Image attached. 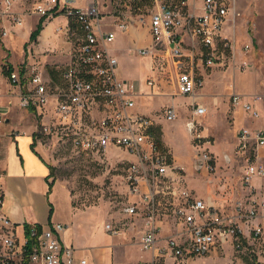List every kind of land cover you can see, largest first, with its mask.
Returning a JSON list of instances; mask_svg holds the SVG:
<instances>
[{
    "label": "built area",
    "instance_id": "built-area-1",
    "mask_svg": "<svg viewBox=\"0 0 264 264\" xmlns=\"http://www.w3.org/2000/svg\"><path fill=\"white\" fill-rule=\"evenodd\" d=\"M16 1L5 0L8 7ZM153 3L148 17H142L140 24L135 23L149 28L153 45L138 49V53L155 60L171 58L178 78V93L193 95L204 85V80L197 75L200 64L213 67L220 62L214 45L230 13L232 17L236 15L234 4L232 0H203V14L195 15L187 10L186 0H153ZM117 6H122V0H117ZM48 9L41 8L39 13L47 15ZM64 13L71 21L73 33L79 36V45L74 60L62 72V84L52 85L38 68H33L26 78L22 69L12 70L9 75L10 84L20 90L22 108L55 104L54 122L41 125L39 139L66 135L83 153L107 152L110 147L118 146L136 158L128 168L126 186L130 194L140 198L145 222L140 245L142 250L151 252V264L166 256H205L220 251L228 243L241 251L247 235L261 238L263 224L252 225V222L264 212V197L253 190L252 180L264 178V166L259 162L260 151H264V125L254 133L242 128L238 134L237 152L247 161L242 181L249 192L244 199L235 200L230 206L218 205L186 188L173 189L170 199H160L158 186L175 167L170 166L165 154L159 153L151 118L132 112L136 105L134 86L119 77V61L106 47L114 41L117 31L126 32L133 22L123 18L115 23L116 31H105L101 29L97 7L69 8ZM14 21L22 23L20 17L14 16ZM228 46L232 44L229 42ZM148 84L156 87L155 76ZM231 97L233 104L240 105L251 118L261 117L259 106L264 110V95L245 98L233 94ZM98 101L103 103L102 117L93 131L86 132L87 112ZM193 111L194 115L204 116L207 109L195 105ZM177 117V109L168 106L166 119L173 122ZM188 129L196 135L198 145L212 143L199 134L196 120L189 121ZM196 161L208 171L215 169V157L208 150L198 151ZM2 204L0 187V264H74V248L65 246L59 237L64 230L62 224L47 228L31 225L28 232L26 226H19L3 213ZM166 207L168 212L159 221L161 208ZM163 222H170L166 236L162 235ZM106 230L112 236L123 235V230L113 223L106 224Z\"/></svg>",
    "mask_w": 264,
    "mask_h": 264
},
{
    "label": "crops",
    "instance_id": "crops-1",
    "mask_svg": "<svg viewBox=\"0 0 264 264\" xmlns=\"http://www.w3.org/2000/svg\"><path fill=\"white\" fill-rule=\"evenodd\" d=\"M186 2L189 12L195 15L203 14V0H186ZM54 6H56V11L53 13L54 15L46 18L43 29L35 41H31V35L44 16L38 12L17 14L15 10H13V7L8 11H0L5 26L4 32H6L3 37H0V42L10 36L12 33L11 30H15V26L8 28L7 22H10V20L12 21V19L13 22H15L14 16L20 17L22 23H17L16 25L19 27L25 25L27 30L18 29L17 32L13 31V33L18 37L22 36L23 41L27 40L29 37V41H27L28 46L26 47L27 56L24 62L25 64L21 68L24 70L23 73H25L23 77H28L33 68H38L52 85L58 86L61 85L63 81V70L74 60L79 45V36L73 33V28L70 26V19L63 13V9H88L97 7L101 16V29L105 31H116L115 23L122 21L124 17L119 13L123 10L117 8L119 7L117 6V0H56ZM235 16L232 17L230 13L222 29L223 39L220 36L217 38L221 39V42L219 41V48L216 49V51L218 52L219 60L222 62H225V48L229 47V42L232 44L231 48H236V40L232 31V26H235ZM55 20H60V22L66 21V24L57 23L55 27H52V23H55ZM138 27H141V30L146 35L147 41L145 42L147 45L145 43L140 46H134L136 44L137 35L135 32L138 31ZM148 42H151L153 45L149 28L133 23L126 32L117 31L115 40L107 44L106 47L112 56L116 57L119 61V77L122 80L131 82L134 86L135 94L133 98L136 105L132 112L147 115L153 121L155 128L160 126L163 131L161 141L169 147V142H167V140L169 141L170 139V134L168 133L169 128H167L163 122H176L183 110H180L179 106L175 105L174 101L169 98L174 97L172 95H180L178 93L177 84L175 85V92L163 91V85L159 86V74L162 71L164 73V71L173 70L171 73L174 72L176 77L177 74L173 60L169 57L168 59L162 58L163 61L159 59L164 64L160 65L161 68L157 70L158 75L156 71L154 72L155 67H153L152 75L143 82L140 81L136 83L134 79L125 77L126 72H128L126 65L129 63V60L134 59L135 56L141 59L149 58V68H151V62L155 63L156 60L152 56H140L138 53V49L147 48ZM114 44H117L116 47H113ZM115 53H120L122 55L121 58ZM222 62L221 64H223ZM221 64L219 62L218 65L213 67L200 64L197 71L198 77L204 80V85L197 89L203 90L200 92L196 91L195 94L189 96L193 98L195 103L192 105L191 109L192 118L186 119L187 121H185V128L189 134L191 144L194 147L198 145V141L196 135L191 133L188 129L189 121L196 120L197 131L202 138L208 137L211 139L207 133L209 129L207 127L204 129L200 127L203 126L204 119L209 114V108L211 110L213 105L219 104L223 111L230 110L229 106L230 101L232 102L231 96L233 94L242 95L245 98L257 95L248 94L247 89L241 86L240 89L235 87L233 89L229 88L228 90L227 82H223V77H221L218 70H216ZM1 76L4 75H0V85L5 86V91L2 93L1 97L9 101L8 106H6L5 103L0 106V114L5 115L3 120L4 124L0 125V187L3 193V213L19 226L38 225L41 228H47L55 224H62L64 230L60 233L59 237L65 246L74 248V264H140L141 262H148L147 259L143 258L139 260V263L135 262L133 254L134 247L140 246L139 242L145 229L139 196L130 194L129 190L126 192L130 198V203L124 207L123 211H125L124 218L129 222V232L125 235L126 229H122V236H112L107 232L106 224L111 221L108 220L106 215L92 217L90 212L88 213L89 215L87 214V209H80L77 207L68 187L50 176L51 163L43 155L45 150L41 145L38 133L41 125L54 122V112L51 109V105L43 108H22L20 106L19 88L11 86L9 76H7V78L4 76V80ZM152 76H155L157 80L155 88H152L148 84V80ZM239 77L240 79L244 78L242 74H240ZM227 98L229 102L225 101ZM198 100L202 101L199 102ZM164 103H166V109L168 106H174L177 109L178 117L175 121L169 122L166 117L162 119L160 115L157 117V114L162 111ZM195 105L204 106L207 109L206 115H194L193 108ZM232 105L233 114L230 115V117L236 128L240 125L242 126L239 131L242 128H247L254 133L258 128L264 125V110L261 106H259L262 112L261 117L254 119L251 118L248 113L244 112L240 105L236 106L233 102ZM247 119L258 121L259 125L254 126L257 122H253V124L255 123L254 125L248 126L246 123ZM239 131L236 132L234 136L237 141V148ZM174 134L175 133H173L172 136ZM112 148H118V146L110 147L107 152L109 150L111 152ZM119 148H123L127 151L124 147ZM197 152L198 151L193 154L192 158H188L189 162L190 159L192 160L195 171H197L196 164H199L196 161ZM236 154H238V152ZM165 155L168 157L170 166H174L175 169L183 166L180 163L179 165L175 160L172 165L169 154ZM132 157L133 160L135 159L133 163L136 162V158L133 155ZM259 158L260 164L264 166V151H260ZM214 164L216 166V163ZM185 168L186 167H184V169ZM186 169L188 170V168ZM214 171L215 169L213 172ZM171 173L176 174V172L169 171L168 177ZM242 178L238 186H234V184L229 182L224 183L221 176L215 178L213 181H209L214 184V189L207 190L205 199L210 198L214 200L216 204L225 206H230L235 200L244 199L248 195L249 190L245 188ZM50 183H53L52 189H50ZM252 186L253 190L259 194L260 197H264V178L254 177ZM126 188L128 187L126 186ZM195 195L198 197L197 194ZM132 220H135L134 222L136 223H132ZM168 223L164 226L165 228L162 231V235H165L170 229ZM252 223L263 224L264 228V212ZM101 233H103V241L100 239ZM218 250H224V248L222 247ZM255 250H257V252H254ZM241 251L251 252V255L256 254L257 262L259 264H264V232L259 239H254L252 236L247 235L243 241ZM169 257L171 259L174 258L171 256L166 258ZM151 260L152 254L149 261L150 264L152 262ZM83 261L86 263H83Z\"/></svg>",
    "mask_w": 264,
    "mask_h": 264
},
{
    "label": "rangeland",
    "instance_id": "rangeland-1",
    "mask_svg": "<svg viewBox=\"0 0 264 264\" xmlns=\"http://www.w3.org/2000/svg\"><path fill=\"white\" fill-rule=\"evenodd\" d=\"M55 2L56 0H17L8 7L5 0H0V11H8L14 5L13 10H15L17 14H30L31 12L39 13L41 8H49L48 14L44 16L51 17L55 12ZM232 2L236 13L235 26H232V31L236 40V48H225V62L219 60L220 64L221 62L223 64L216 70H218L220 76L223 77V82H227L228 90L229 88L233 89L235 87L240 89L241 86L247 89L248 94L264 95V0H232ZM153 5V0H122V6L119 8L123 11L119 13L127 21L129 20L133 23L138 22L140 24L141 18H147L149 12L153 10ZM65 10L66 9H63V13ZM57 23L65 25L66 21L60 22V20H55V23H52V27H55ZM16 24V22H13V19L7 22L8 28L15 26V30L10 29L12 32L10 36L0 42V75L3 74L6 78V71L9 67L12 66L15 72H19L25 64L24 62L27 56L26 47L28 46L27 41H29V37L27 40L23 41L22 36L18 37L13 33V31L17 32L18 29H26V26L22 25L19 27ZM4 30L5 26L2 21V16L0 15V37H3ZM137 30L138 31L135 32L137 35L136 44L134 46L143 45L146 43L145 41H147V37L141 30V27H138ZM220 37L223 39V31ZM219 41L221 42V39H216L214 45L215 49L219 48ZM116 45L117 44H114L113 47H116ZM247 45L249 49L245 47ZM150 47H152V43L148 42L147 48ZM115 54L119 58L122 56L120 53ZM160 62L159 58H157L155 63L151 62V68H149V58L141 59L135 56V58L129 60V63L126 65L128 72H126L125 77L134 79L136 83L140 81L143 82L152 75L153 67H155L154 72L156 71L158 75L157 70L161 68ZM172 71H164V73L162 71L159 74V86L163 85V91H176L175 85L177 84V76L175 77L174 72L171 73ZM240 74L244 77L243 79H240ZM4 76H1L3 80L5 79ZM202 90L203 89H197L199 92ZM4 91L5 86L0 85V106L4 105L3 103H5L6 106L9 105V101L1 97ZM172 96L174 97L169 98L172 99L175 105L179 106L180 110L182 109L183 112L176 122H163L165 123L164 125L169 128L168 133L171 136H169V141L167 140V142H169V147L163 143V141H161L162 144L158 143L157 138L160 137L162 139L163 137V131L160 126L156 128L153 126L152 131L159 145V153L169 154L172 165L175 160L178 164L180 163L183 166L174 169L176 174L171 173L169 177L165 179L164 184L158 186L160 189L159 198L168 200L171 197V190L186 188L197 194L199 198L205 199L207 190L214 189V184L209 181H213L220 176L224 183L229 182L234 184V186H238L247 168V161L240 153L236 154L239 150L234 136L242 126L240 125L236 128L235 124L232 123L233 120L230 117V115L233 114V107L231 108V106H233L232 102L230 101V110L223 111L219 104L213 105L211 110L209 108V114L204 119L203 126L200 127L203 129L207 127L209 129L207 133L213 143L211 145H197L194 147L191 144L189 134L185 128V121H187L186 119L192 118L191 109L195 102L193 98L189 96ZM198 101L201 102L202 100ZM225 101L229 102V99L227 98ZM49 105H51V109L54 111L55 104L51 102ZM162 108V113H158L157 117L160 115L162 119H165L166 103L163 104ZM102 109L103 103L102 101H98L87 112L84 125V130L86 132H91L97 127L96 124L102 117ZM4 117V114H0V118L2 119L0 125L4 124ZM253 122L257 123H254V125ZM246 123L248 126L259 125L258 121L251 119H247ZM173 133L175 134L172 136ZM60 136H50L49 138L45 136V138L41 140V145L45 150L43 155L51 163V174L54 179L62 182L68 187L77 207L80 209H87V214L90 212L92 217L106 215L108 220L111 221L109 223H113L114 226L119 229H126V235V233L129 232V222L124 218L125 211H123V209L130 203V198L126 193L128 190V188H126V178L128 168L135 159L133 160L132 155L119 147L112 148L111 152L109 150L108 152L91 151L83 153L73 146L71 140L66 135ZM204 150H208L215 157L216 166L214 172L208 171L206 167L200 171H195L192 160L190 159V162L188 161V158H192L196 151ZM184 167L188 168V170L186 168L184 169ZM167 210V207L166 209L161 208L159 221L160 218L162 221L163 217L168 212ZM134 221L132 220V223L135 224L136 222ZM166 225L167 224L163 222V227L161 228L164 229ZM252 225L255 224L252 223ZM166 235L167 232L163 236ZM102 236L103 233L100 235V239L103 241ZM140 246L134 247L133 254L135 262L139 263V260L143 258L147 259L148 262H141L140 264H150V252L142 250ZM223 248L224 250L211 252L205 256L173 259L170 257L166 258L168 257L166 256L159 258L156 264H249L248 260H250L249 254L251 252L238 251L231 243L224 245ZM254 252H257V250ZM255 256L257 258L256 254Z\"/></svg>",
    "mask_w": 264,
    "mask_h": 264
},
{
    "label": "trees",
    "instance_id": "trees-1",
    "mask_svg": "<svg viewBox=\"0 0 264 264\" xmlns=\"http://www.w3.org/2000/svg\"><path fill=\"white\" fill-rule=\"evenodd\" d=\"M55 11H56V8H55ZM47 17H48V16H44L43 18H41V20H40V22H39V24H38L36 30H34L33 33H32V35H31V41H35V40H37L39 34L41 33V30L43 29V25H44V22H45V20H46ZM12 70H13V69H12V66H10L9 69L6 71V75L9 76V75H10L9 73H10ZM159 136H160V135H159ZM157 140H158V143H159V144H162V143H161V138H160V137H158ZM50 176L53 177L52 174H51ZM52 186H53V183H50V189H52ZM26 229H27L28 232H30V226H29V225H26ZM249 255H250V260H248L249 264H259V263L257 262V258H256L255 255H251V253H250Z\"/></svg>",
    "mask_w": 264,
    "mask_h": 264
},
{
    "label": "water",
    "instance_id": "water-1",
    "mask_svg": "<svg viewBox=\"0 0 264 264\" xmlns=\"http://www.w3.org/2000/svg\"><path fill=\"white\" fill-rule=\"evenodd\" d=\"M7 121V120H6ZM203 165L202 164H196V169L197 171H200L202 169Z\"/></svg>",
    "mask_w": 264,
    "mask_h": 264
}]
</instances>
